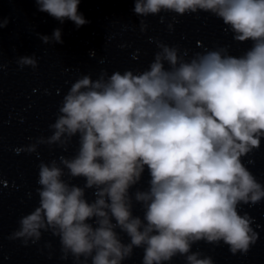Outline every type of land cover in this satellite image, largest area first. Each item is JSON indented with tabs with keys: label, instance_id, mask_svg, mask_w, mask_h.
Here are the masks:
<instances>
[{
	"label": "clouds",
	"instance_id": "9594fccd",
	"mask_svg": "<svg viewBox=\"0 0 264 264\" xmlns=\"http://www.w3.org/2000/svg\"><path fill=\"white\" fill-rule=\"evenodd\" d=\"M35 2L60 23H89L78 11L81 0ZM133 11L140 17L210 13L235 41L252 46L240 56L223 46L188 57L157 42L141 72L80 76L63 97L52 134L22 150L33 153L41 144L66 150L74 137L78 149L39 164L38 206L9 238L27 245L50 231L59 238L61 258L70 255L74 264H123L136 248L143 249L142 264H170L177 256L185 264H214L192 251L200 241L246 254L257 233L254 218L239 209L264 200V184L242 159L264 138V0H135ZM7 24L0 21V28ZM147 27L141 19V31ZM40 39L63 43L59 28ZM17 63L38 65L35 55ZM145 167L149 188L130 194ZM88 189H94L91 202ZM134 201L142 218L133 214Z\"/></svg>",
	"mask_w": 264,
	"mask_h": 264
}]
</instances>
